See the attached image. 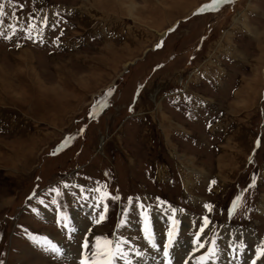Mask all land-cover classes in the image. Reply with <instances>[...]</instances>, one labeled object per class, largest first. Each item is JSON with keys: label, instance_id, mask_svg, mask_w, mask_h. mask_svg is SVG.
Wrapping results in <instances>:
<instances>
[{"label": "rangeland", "instance_id": "rangeland-1", "mask_svg": "<svg viewBox=\"0 0 264 264\" xmlns=\"http://www.w3.org/2000/svg\"><path fill=\"white\" fill-rule=\"evenodd\" d=\"M212 1L0 0V264H264V0Z\"/></svg>", "mask_w": 264, "mask_h": 264}, {"label": "snow or ice", "instance_id": "snow-or-ice-1", "mask_svg": "<svg viewBox=\"0 0 264 264\" xmlns=\"http://www.w3.org/2000/svg\"><path fill=\"white\" fill-rule=\"evenodd\" d=\"M227 2V0H213V3L211 4V5H207V6H205L206 8L207 7H212V8H215V7H218L219 5H221V4H223V3H226ZM204 9H201V11H203ZM2 11H3V6L2 5H0V14H2ZM158 47H159V45H158ZM205 207L207 208V207H209L208 205H205ZM234 207H235V205H234ZM103 216H101V218H100V220H98V221H96V223H100L102 220H103ZM205 223H207V221H205ZM169 235H170V237H171V233H169ZM146 238H149V242L151 243V239H150V237H149V234H148V232H147V230H146ZM105 243L107 244V243H110L109 241H105ZM85 247H87V245H85ZM153 247H155V245L153 244ZM52 251H54V252H58L59 250L53 245L52 246ZM165 255L167 256L168 255V253H167V249H165ZM81 264H84V262L82 261L81 262Z\"/></svg>", "mask_w": 264, "mask_h": 264}, {"label": "bare ground", "instance_id": "bare-ground-1", "mask_svg": "<svg viewBox=\"0 0 264 264\" xmlns=\"http://www.w3.org/2000/svg\"><path fill=\"white\" fill-rule=\"evenodd\" d=\"M118 1L121 2L120 4H125V3H123V2H125V0H118ZM126 3H127V2H126ZM125 5H126V4H125ZM129 7H131V9L128 10V12H129V14H130L129 16H132V12L134 11V10H133V9H134V5H132V6H131V5H130V6L128 5V8H129ZM118 8H119V7H118ZM119 10H120V9H119ZM142 11H143V10H142ZM249 237H250V236H249ZM229 243H230V242H229ZM189 245H190V244H189ZM213 250H214V249H213ZM217 254H218V253H217ZM213 256L215 257V253L211 254V255H210V258L206 259V261H204V263H205V264H210V259L213 258ZM204 260H205V258H204Z\"/></svg>", "mask_w": 264, "mask_h": 264}, {"label": "water", "instance_id": "water-1", "mask_svg": "<svg viewBox=\"0 0 264 264\" xmlns=\"http://www.w3.org/2000/svg\"><path fill=\"white\" fill-rule=\"evenodd\" d=\"M172 28H173V27H172ZM172 28H171V29H172Z\"/></svg>", "mask_w": 264, "mask_h": 264}, {"label": "flooded vegetation", "instance_id": "flooded-vegetation-1", "mask_svg": "<svg viewBox=\"0 0 264 264\" xmlns=\"http://www.w3.org/2000/svg\"><path fill=\"white\" fill-rule=\"evenodd\" d=\"M96 111V110H95Z\"/></svg>", "mask_w": 264, "mask_h": 264}]
</instances>
